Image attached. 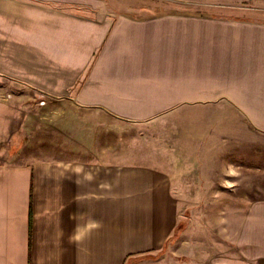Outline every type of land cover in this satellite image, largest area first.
<instances>
[{"label":"crops","instance_id":"crops-1","mask_svg":"<svg viewBox=\"0 0 264 264\" xmlns=\"http://www.w3.org/2000/svg\"><path fill=\"white\" fill-rule=\"evenodd\" d=\"M233 186H264V22L0 0V264H264Z\"/></svg>","mask_w":264,"mask_h":264},{"label":"rangeland","instance_id":"rangeland-1","mask_svg":"<svg viewBox=\"0 0 264 264\" xmlns=\"http://www.w3.org/2000/svg\"><path fill=\"white\" fill-rule=\"evenodd\" d=\"M107 5L118 8H130L133 12H172L181 11L194 14H207L212 16L254 18L264 22V0H101ZM141 10V11H140ZM230 188L233 195L228 198L238 200L236 196L253 193L252 188L264 186H233ZM260 193L264 191H259ZM256 193V192H255Z\"/></svg>","mask_w":264,"mask_h":264},{"label":"clouds","instance_id":"clouds-1","mask_svg":"<svg viewBox=\"0 0 264 264\" xmlns=\"http://www.w3.org/2000/svg\"><path fill=\"white\" fill-rule=\"evenodd\" d=\"M100 227V222L94 218H89L84 225L77 224L74 229L72 239L79 241L85 234L90 233L91 230Z\"/></svg>","mask_w":264,"mask_h":264},{"label":"trees","instance_id":"trees-1","mask_svg":"<svg viewBox=\"0 0 264 264\" xmlns=\"http://www.w3.org/2000/svg\"><path fill=\"white\" fill-rule=\"evenodd\" d=\"M148 258H150V256H147V255L141 257V259H148Z\"/></svg>","mask_w":264,"mask_h":264}]
</instances>
